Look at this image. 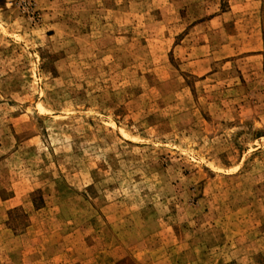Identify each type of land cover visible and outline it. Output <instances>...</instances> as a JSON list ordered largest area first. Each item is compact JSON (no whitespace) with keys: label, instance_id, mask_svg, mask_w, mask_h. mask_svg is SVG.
Returning a JSON list of instances; mask_svg holds the SVG:
<instances>
[{"label":"rangeland","instance_id":"1","mask_svg":"<svg viewBox=\"0 0 264 264\" xmlns=\"http://www.w3.org/2000/svg\"><path fill=\"white\" fill-rule=\"evenodd\" d=\"M0 264H264V0H0Z\"/></svg>","mask_w":264,"mask_h":264}]
</instances>
